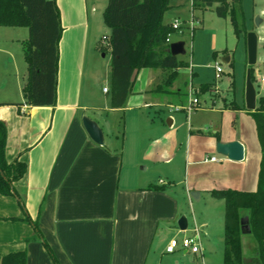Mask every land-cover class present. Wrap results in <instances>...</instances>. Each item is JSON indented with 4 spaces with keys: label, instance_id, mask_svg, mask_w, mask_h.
Masks as SVG:
<instances>
[{
    "label": "crops",
    "instance_id": "obj_1",
    "mask_svg": "<svg viewBox=\"0 0 264 264\" xmlns=\"http://www.w3.org/2000/svg\"><path fill=\"white\" fill-rule=\"evenodd\" d=\"M56 4L62 34L55 105L24 104L20 84L18 98L0 100V121L7 131L6 161L26 165L23 178L13 184V195H0V264L4 257L22 251L26 264H55L43 243L56 264H198L197 254L205 264L202 257L214 251L217 260L221 252L223 258L224 203L216 217L210 213L197 216L194 208L201 202L203 207L211 203L208 198L214 199L209 194L212 190H256L261 152L245 103L243 108L234 102L217 107L218 92L213 91L212 84L203 93L210 95V107L203 109L219 115L209 124L213 132L203 134L199 128L193 132L186 124L187 132L179 141L168 130L182 128L172 114L167 116L168 128L160 117L142 120L138 115L143 109L162 106L158 99L143 95L156 80L154 75H146L149 69H142L134 75L122 108L101 107L93 88L94 75L86 86L94 4L88 0H56ZM225 56L231 67V51H223L222 58ZM159 80L164 82L159 78L151 93L162 91ZM200 86L194 89L195 94ZM106 89L103 93L109 94ZM102 110L122 113L121 144L113 134H106ZM190 113L185 111L187 116ZM83 116L98 124L104 135L103 146L89 138ZM234 140L244 147L239 162L215 150L216 142ZM212 157L216 161H209ZM152 185L165 188H150ZM190 192L198 193V199H192ZM181 216L187 221L184 231L177 226ZM248 218L249 213L240 212L244 223V233L240 225L243 264H260L256 241L246 225ZM33 223L38 226L39 237ZM194 224L200 227L201 251L192 254L177 248L166 253L169 241L190 235Z\"/></svg>",
    "mask_w": 264,
    "mask_h": 264
},
{
    "label": "trees",
    "instance_id": "obj_2",
    "mask_svg": "<svg viewBox=\"0 0 264 264\" xmlns=\"http://www.w3.org/2000/svg\"><path fill=\"white\" fill-rule=\"evenodd\" d=\"M243 0H191L192 9L204 12L213 8L219 18H230L235 35H243ZM170 8L169 0H108L103 12V22L109 29L107 45L111 53L110 108H122L132 90L134 75L142 69H158L165 75L163 84L168 86L185 63L173 57L166 43L168 34L174 33L170 24L163 23V16ZM0 26L27 28L24 58L27 78L22 87L24 104L32 107L54 106L58 69V44L62 34L60 14L56 0H0ZM232 65V63L230 64ZM253 82V76L251 75ZM212 84H204L198 93L203 94ZM264 89V85H263ZM232 108H236L232 105ZM254 123L261 152L257 187L254 192L212 190L210 196L224 203L223 264H243L240 232V212L249 213L250 234L257 244L258 261L264 264V93L257 100V107L249 112ZM7 131L0 121V195L12 196L13 184L26 172L24 162L5 158ZM150 188L163 190L165 187ZM28 221V218H24ZM38 233V226L33 223ZM50 257L56 261L43 243ZM2 264H26L24 251L3 258Z\"/></svg>",
    "mask_w": 264,
    "mask_h": 264
},
{
    "label": "rangeland",
    "instance_id": "obj_3",
    "mask_svg": "<svg viewBox=\"0 0 264 264\" xmlns=\"http://www.w3.org/2000/svg\"><path fill=\"white\" fill-rule=\"evenodd\" d=\"M90 2L94 4L95 10L90 23V46L86 58V86L92 78L91 75H94L95 86L93 88L98 102L101 107L109 108V94L102 92L103 88H109L110 80L111 53L107 45L109 29L105 26L102 16L108 0H88V3ZM169 5V10L163 16V23L170 24L174 20L181 23V32L172 33L171 42L184 43V54L177 56V58L188 67L179 69L178 75L170 86L162 84L163 82L159 80L163 88L162 91L155 94L151 93L150 90L154 89L159 78L164 81L165 75L162 77V73L158 69L145 71L146 75H154L155 78L153 79L156 81L155 85L150 83L147 87L149 91L143 95L158 99V104L162 106L157 108L158 110L155 107L143 109L138 115L142 120L160 117L163 125L168 128L167 116L172 114L182 128L175 129L173 127L171 129L169 127L168 130L174 133L179 141H182L187 132L186 124L193 132L199 128L203 134H210L213 132L209 127L210 122L219 119L217 113L212 114L211 111L205 110L210 107V95L208 93L196 95L193 92L200 85L213 84V91L218 92L217 107L223 106L224 102L228 104L234 102L243 108L246 71L251 69L256 99L264 93L262 86L264 69H259L260 66L264 65V0H243L242 2L243 26L247 33L252 32L257 38L256 63L253 66L247 64L246 40L243 35L238 37L235 35L229 17L219 18L213 8L204 12L192 9L191 0H169ZM28 37L27 28L0 26V88L5 87L3 91H0V100L18 98V85L24 86L26 82L27 64L24 51ZM223 51H231V67L221 62ZM190 65L192 66L191 69ZM216 65L221 69L219 74L215 72ZM231 83H233L232 87ZM193 98L198 99L200 108H194L187 116L185 109ZM101 113V121L108 127L106 134H113L116 137V143L121 144L123 140L122 113H111L105 110H102ZM249 117L251 119L250 115ZM129 121L131 118H128ZM224 124L228 123L225 122ZM175 130L178 131L175 132ZM247 133L249 134V131ZM208 199L211 203H206L205 207L201 202L194 208L197 216H200V213L203 215L210 213L216 217L218 210L220 214L223 202ZM216 205H219V208ZM241 213L248 214V211L242 210ZM214 230L216 234V229ZM195 259H197L198 264H201L199 254L196 255ZM202 260L205 264H223L222 252L219 254L218 260L216 251L209 256L205 254Z\"/></svg>",
    "mask_w": 264,
    "mask_h": 264
},
{
    "label": "water",
    "instance_id": "obj_4",
    "mask_svg": "<svg viewBox=\"0 0 264 264\" xmlns=\"http://www.w3.org/2000/svg\"><path fill=\"white\" fill-rule=\"evenodd\" d=\"M256 47H257V38L256 35L252 32H248L246 34V51H247V64L248 66H253L256 63ZM169 52L173 57H177L179 55L184 54V43L183 42H174L169 44ZM229 57L225 56L221 59V62L223 64H228ZM261 69H264V65L261 66ZM244 103L245 108L248 111H254L256 109V94L254 87L252 85L251 81V69H247L246 71V77H245V90H244ZM82 125L89 136V138L97 145L103 146L104 145V135L98 124L93 121L92 119L88 118L87 116H83L82 119ZM170 121V119L167 120V123ZM215 150L216 153L227 157L228 160L239 162L244 157V147L243 145L237 141H231L223 143L221 141L216 142L215 144ZM189 196L196 200L198 199V193L196 192H190ZM242 221V220H241ZM241 231H243L244 223L242 221L241 224ZM249 230V225L246 223ZM177 226L181 231L186 230L187 228V221L185 216H181L177 221Z\"/></svg>",
    "mask_w": 264,
    "mask_h": 264
},
{
    "label": "built area",
    "instance_id": "obj_5",
    "mask_svg": "<svg viewBox=\"0 0 264 264\" xmlns=\"http://www.w3.org/2000/svg\"><path fill=\"white\" fill-rule=\"evenodd\" d=\"M171 28L174 32H181V23L178 20H174L171 24ZM171 35L168 34L166 38V43L170 44L171 43ZM190 65V69H191ZM215 72L216 74L221 73V69L218 65L215 66ZM103 92H107V89H103ZM199 105V101L197 98H193L189 101L188 106L186 107L185 111L187 113H190L194 108H196ZM178 110V109H177ZM209 161H216L214 157L210 158ZM161 183V182H160ZM200 227L196 224L193 225L191 228V234L188 236H185L181 238L179 241L176 239H172L169 241L165 252L166 253H173L177 248L180 249H185L191 252L192 254H197L199 253L200 250Z\"/></svg>",
    "mask_w": 264,
    "mask_h": 264
},
{
    "label": "flooded vegetation",
    "instance_id": "obj_6",
    "mask_svg": "<svg viewBox=\"0 0 264 264\" xmlns=\"http://www.w3.org/2000/svg\"><path fill=\"white\" fill-rule=\"evenodd\" d=\"M246 34H247V31H246ZM246 34H245V40H246Z\"/></svg>",
    "mask_w": 264,
    "mask_h": 264
}]
</instances>
